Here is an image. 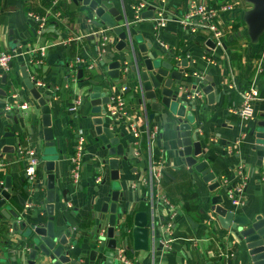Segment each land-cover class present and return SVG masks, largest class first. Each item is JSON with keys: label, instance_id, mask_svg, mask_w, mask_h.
Wrapping results in <instances>:
<instances>
[{"label": "crops", "instance_id": "1", "mask_svg": "<svg viewBox=\"0 0 264 264\" xmlns=\"http://www.w3.org/2000/svg\"><path fill=\"white\" fill-rule=\"evenodd\" d=\"M53 1L0 0V48L15 54L11 63V74L8 75L6 83H2V77L0 78V89L8 95L5 100L0 96V101L4 100L14 107L27 104L20 125L22 130L28 129L29 116L33 113H37L40 121L39 106H31L34 100L24 85L20 68L23 64L27 65L33 48L44 47L39 68V74L45 84L42 93L55 96L51 108V127L53 137L58 140L62 152L53 170L56 234L65 233L71 238L77 252L90 250L93 238H87L86 234L95 229V217L99 214L102 202L109 201L106 193L110 189V175L107 167L100 164L105 153L100 150V144L95 140L91 122L93 116L90 112L92 107L87 94L80 88L82 83L77 78V69L70 67L74 56L85 48L94 63L89 70L82 67L84 72L81 80L93 77L101 82L104 91H109L110 99L120 96L124 100L122 115H110V106H105L109 117L104 124L114 128L118 135L123 134L120 142L124 145L131 163H122L125 170L123 179L127 181L130 200L129 204L123 207L132 209L134 213L145 212L147 221H154L157 226L155 249L135 251L133 254L128 251L126 258L133 264H247L245 255L237 252L238 248L231 233L218 224L215 214L211 211L210 198L213 195H222L225 205L230 206L224 188L227 190L241 184L243 191L240 204L233 207L235 212L248 219H255L257 216L264 219V182L261 180L264 172V139L255 134L264 132V46L260 43L264 33L256 42L251 41L243 20L245 13L253 8V4L246 0H96L108 8L116 9L119 15L131 21L134 20V7L138 3H146V9L153 7V18L134 21L130 26L135 34L134 49L137 51L138 45L148 44L146 52L141 53L142 58L155 56L159 60H170L174 64L184 59V73L189 76L186 79L191 80L195 74L204 79L210 74L217 85L219 97L214 98L212 103H208L204 94L197 95V120L193 124L204 149V154L199 160L209 163L220 184L222 181L227 182L226 185L222 184L219 190L212 192L209 190V183L203 182L198 173H189L188 168L181 163L174 145L170 142L168 121L162 120L161 116L149 121L148 114L152 112L149 105L145 109L137 102V94L133 90L126 91L132 87L133 75H127V80L123 82L114 83L104 70L106 65L100 64L102 58L97 59L91 38L85 39L81 45L75 42L70 45L63 43L66 36L84 33L89 28L90 21L92 25L93 12L89 11L87 6L82 3L76 5L72 0H59L68 15L60 16L56 20L58 25H50L44 34L38 36L35 33V24L28 18L27 13H45ZM192 1L206 2L212 6L222 3L233 5L232 11L224 13V36L218 43L214 42V48L207 44L206 33H192L176 21L183 16ZM158 12L166 21L164 27L155 24L154 18ZM115 44L107 52L115 53L113 60L121 61L123 73V69H127L124 56L130 55L131 49L127 46V49L118 53ZM11 77H15L17 83H14ZM250 85L257 88L259 97L254 105L253 119L242 121L237 115L228 113V109L241 105L239 89ZM13 93L17 94L16 99L12 98ZM190 95L192 94L186 91L184 97L189 98ZM77 96L82 98L81 104L72 110V101ZM7 123L0 117V149L3 146L19 147L22 151L34 148L42 160L36 171L35 183L29 185V191H24L20 182L25 167L24 160H18L15 153L3 156L4 169L0 172V181H3L5 176L10 177L12 188L18 194L13 197L15 202L12 207L22 215L27 224L36 220L45 223L47 175L42 156V134H38V139L27 141L25 136H21V144L18 146L19 140L9 137L10 129L6 126ZM258 123L263 124L259 126ZM132 126L138 133L137 139L132 135ZM155 126L158 127V136L149 143L148 130ZM12 127L13 130L17 129L15 133L21 130L19 126ZM80 130L85 137L83 164L79 171V180L74 183L69 177L68 157L73 151ZM160 157L165 162L166 169L159 183L160 187L155 189L154 193H164L170 201L169 207L156 202L152 204L149 188L143 182L149 174V160L158 162ZM100 175L103 179L106 176L107 180L102 183V179L96 184L95 178ZM132 185L135 186L132 188ZM18 199L22 204L17 203ZM172 212L176 214L173 231L164 237H172L173 240L162 247L159 239L164 234L166 219ZM89 219L93 220V227L82 228V224H88ZM125 219L127 227L131 229L133 216L129 215ZM22 236L20 229L14 231L5 220L0 221V264H15L12 258L15 257V252L22 249ZM126 237L125 244L132 246L130 233ZM26 256L21 255L16 262L26 264Z\"/></svg>", "mask_w": 264, "mask_h": 264}, {"label": "water", "instance_id": "2", "mask_svg": "<svg viewBox=\"0 0 264 264\" xmlns=\"http://www.w3.org/2000/svg\"><path fill=\"white\" fill-rule=\"evenodd\" d=\"M253 4V8L247 11L243 20L247 26L248 36L251 41L256 42L264 33V0H246ZM74 4L82 3L87 6L89 11L93 12L95 27H108L118 36L119 40L115 44L118 53L131 49L130 55L124 56V65L127 69L121 72V61L114 59V52H107L103 55L101 65L107 76L115 82L127 80V75H133L132 87L126 91L133 90L137 94V102L146 107L149 105L151 113L148 114L149 121L154 117L161 116L162 120L168 121L171 134L170 142L174 145L176 153L181 163L187 168L189 173H198L201 180L209 183V190L214 192L219 190L221 185L218 177L211 171L210 165L206 160H199L204 154L201 142L198 140L196 129L193 124L196 122L195 107L198 99L192 100L184 97L186 91L190 94L202 93L206 96L208 103H212L214 98L219 97L218 87L213 82L210 74L202 79L199 75H193L191 80L186 79L184 68L186 62L177 61L172 63L170 60H159L154 57L142 58L141 53L146 52L148 44L138 45L137 51L134 49V33L131 30L128 35L124 23L127 20L123 15H119L114 8H108L103 3L96 0H72ZM154 8L149 7L141 13V19L153 18ZM134 34V35H133ZM128 38V39H126ZM207 44L214 48L213 41L208 39ZM77 78L81 81L83 90L89 99L91 105V122L94 126L95 140L100 144V150L105 153L100 164L106 166L109 171L110 189L107 190L106 198L109 201H103L99 214L96 215V224L93 227V220L90 228H95L87 238H93L90 250L77 252L71 243L73 240L68 238L65 233L56 234V217L54 213V185L55 177L53 174L54 166L59 161L60 145L57 139L53 137L51 108L53 107L55 96L53 94H43V88L36 87L30 80L27 65L20 68L21 77L25 87L30 91L33 98L31 106H39L41 113L40 121L37 113L29 116L28 129L22 130L20 125L24 118L25 110H20L17 106L4 101L7 99V92L0 89V96L4 100L0 101V117L3 122H8L10 129L9 137H16L17 145L20 146L21 136L27 140L38 139V134H42L44 161V171L47 175L46 206L47 222L42 223L38 220L27 224L13 207L14 196L18 194L12 188L11 179L5 176L0 181V221L5 220L9 227L14 231L20 229L23 233L21 238L22 249L15 252L12 258L15 264L21 255L26 256V264H122V258H126V252L131 254L135 251H149L155 242L156 224L154 221L148 222L145 212H135L123 207L128 205L129 189L123 169V162L130 165L128 153L124 145L120 142L123 134L118 135L112 127L104 126L107 121L108 111L105 106L110 102V93L100 81L93 77L84 80L82 75L84 69L77 66ZM127 70V72H125ZM122 74V77H120ZM191 76V75H190ZM8 75H3L2 83H6ZM121 78V79H120ZM11 79V78H10ZM12 80V79H11ZM13 81V80H12ZM189 87V88H188ZM7 106L9 108H7ZM263 123H258L262 125ZM19 126L15 133L12 126ZM264 127V124H263ZM255 132V130H254ZM257 137L264 139V132H256ZM20 148L15 146H3L0 149V172L4 169L3 156L7 153H15L18 160L21 158ZM42 160V159H41ZM107 180L105 176L102 183ZM124 180V181H123ZM20 182L23 184L24 191H29V183L23 174ZM223 187V186H222ZM226 193V189L224 188ZM20 203V200H17ZM211 211L216 216V220L222 229L231 233L232 239L236 242L239 253L245 255L247 264H264V219L257 216L255 219H248L235 212L232 205L227 206L224 203L222 195H213L210 198ZM128 212V214H127ZM133 213V214H132ZM133 216V226L129 229L125 223V218ZM124 216V218H122ZM12 220V221H11ZM124 220V221H123ZM130 233L132 237V246L125 244L126 236ZM150 245V249H149ZM232 242H230V245ZM27 252H24V250ZM120 249L124 255H120Z\"/></svg>", "mask_w": 264, "mask_h": 264}, {"label": "built area", "instance_id": "3", "mask_svg": "<svg viewBox=\"0 0 264 264\" xmlns=\"http://www.w3.org/2000/svg\"><path fill=\"white\" fill-rule=\"evenodd\" d=\"M59 0H54L48 10L43 14H37L33 11H29L27 16L30 20H32L35 24V33L40 36L45 33L47 28L50 26L49 18H53L55 20L60 18V12L55 11L53 8ZM147 7L146 3H138L134 7V20H126L124 23V27L126 28V32L130 34V26L133 22L137 20H141L140 15L143 10ZM233 10V5L230 3H222L218 6H212L207 4L206 2H197L192 1L189 4L187 11L183 14V16L179 17L176 20L183 28L189 29L192 33L197 32H204L208 36V39L211 41L218 43L221 38L224 36V29L222 24L224 23V13H228L229 11ZM155 24L158 27H164L166 25V21L164 20L162 14L158 12V15L154 18ZM90 21V20H89ZM88 38L93 39V44L95 45V51L97 54V59L103 57L104 54L107 53V50L111 48L117 41L119 40L118 36L115 35L112 30L108 27H95L93 24L91 25V21L89 22V28L84 32L77 35L66 36L63 39L64 44L70 45L71 43H76L77 45H81L85 39ZM31 56L28 60L27 64V71L31 81L34 82L36 87L43 88L45 84L43 83L41 76L39 74L40 64L43 59V51L44 47L40 48H33L31 50ZM15 54L12 51H7L0 48V78L3 75L11 74V63L14 58ZM94 60L90 59V55L85 50V48L80 51L79 54L75 55L70 62V67H77L81 66L86 69H91L93 67ZM32 68V69H31ZM197 75V74H195ZM76 81V79H73ZM239 89V88H237ZM198 94L190 95V99L196 100ZM239 95L241 97V105L238 108H230L228 109V113H232L237 115L242 121L252 120L254 117V105L257 101L259 95L258 90L253 85L247 86L245 88L239 89ZM12 98L16 99L17 94L13 93ZM82 98L77 96L72 101L71 109L75 110L78 105L81 104ZM110 106V115L115 114H123L124 109V100L120 96L111 97L110 102L108 104ZM17 107L20 110H26L27 104H18ZM7 108H9L7 106ZM132 135L134 138H138V133L136 132L135 128L131 127ZM149 143L152 142L158 136V127H153L152 130H148L147 133ZM84 146H85V137L82 131H79V136L76 139L74 148L72 153L69 155L70 161V170H69V177L74 183H77L79 180V171L83 164V154H84ZM22 158L25 163L23 174L27 182L32 185L35 183L36 179V171L38 166L41 163V159L38 157L37 152L34 148H28L27 150L20 151ZM161 158V157H160ZM158 162L152 161L150 159L149 163V174L143 180L144 184L148 186L149 192L151 195V203L154 202L161 204L163 206L169 207L170 201L167 199L164 193L157 192L154 193L155 189L159 186L161 179L164 176V171L166 169L165 162L160 159ZM240 173V172H239ZM103 179V176H96L95 183L99 184ZM261 180L264 182V172L261 175ZM223 185H226V181H222ZM135 185H132V188ZM243 191V185L239 184L234 186L233 188H229L226 190V198L230 205L233 207L240 204V195ZM176 214L172 212L165 222V230L164 234L162 235V239H159V242L162 243V247L167 246L169 243L172 242L173 238H165V234L170 233L173 231L174 227V220ZM163 226H161L162 228ZM155 243L152 245L150 250L155 249ZM120 255H124L122 249L119 251ZM122 264H133L129 259L122 258Z\"/></svg>", "mask_w": 264, "mask_h": 264}, {"label": "trees", "instance_id": "4", "mask_svg": "<svg viewBox=\"0 0 264 264\" xmlns=\"http://www.w3.org/2000/svg\"><path fill=\"white\" fill-rule=\"evenodd\" d=\"M51 4V3H50ZM50 6V5H49ZM55 10H59L61 13H60V15L62 16V15H68V12H67V10H63L62 8H63V6H62V2L61 1H59L54 7H53ZM29 11V10H28ZM44 13V12H43ZM43 13H37V14H40V15H43ZM49 24L50 25H53V24H55V25H58V22L56 21V20H53V18H49ZM260 43L264 46V35L260 38ZM233 56H235L234 54H233ZM11 79L13 80V82L14 83H17V80H16V78L15 77H11ZM92 225V222H89L88 224H82V228H88V227H90Z\"/></svg>", "mask_w": 264, "mask_h": 264}, {"label": "rangeland", "instance_id": "5", "mask_svg": "<svg viewBox=\"0 0 264 264\" xmlns=\"http://www.w3.org/2000/svg\"><path fill=\"white\" fill-rule=\"evenodd\" d=\"M134 33V32H133ZM32 69V68H31ZM147 253V252H146Z\"/></svg>", "mask_w": 264, "mask_h": 264}]
</instances>
